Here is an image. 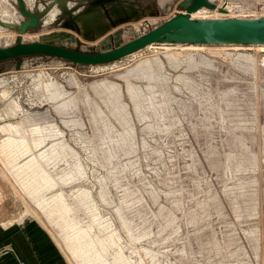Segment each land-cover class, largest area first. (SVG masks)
I'll list each match as a JSON object with an SVG mask.
<instances>
[{"label":"water","instance_id":"1","mask_svg":"<svg viewBox=\"0 0 264 264\" xmlns=\"http://www.w3.org/2000/svg\"><path fill=\"white\" fill-rule=\"evenodd\" d=\"M249 46L264 0H0V264H264Z\"/></svg>","mask_w":264,"mask_h":264},{"label":"rangeland","instance_id":"2","mask_svg":"<svg viewBox=\"0 0 264 264\" xmlns=\"http://www.w3.org/2000/svg\"><path fill=\"white\" fill-rule=\"evenodd\" d=\"M162 48H164V49H171V47H169V46H164ZM177 48L178 49H188V45L187 46L186 45H179ZM204 48L205 47L203 46V47H196L194 49H204ZM245 48L246 49H255L256 51L264 52V48L258 47V46H249V47H245Z\"/></svg>","mask_w":264,"mask_h":264},{"label":"bare ground","instance_id":"3","mask_svg":"<svg viewBox=\"0 0 264 264\" xmlns=\"http://www.w3.org/2000/svg\"><path fill=\"white\" fill-rule=\"evenodd\" d=\"M214 14H218L217 12H214ZM196 47H203V46H195V45H188V49H194ZM264 48V46H258Z\"/></svg>","mask_w":264,"mask_h":264}]
</instances>
